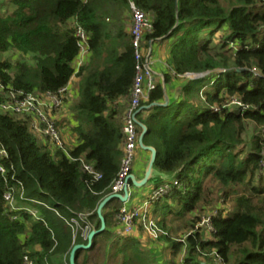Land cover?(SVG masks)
I'll use <instances>...</instances> for the list:
<instances>
[{"label": "trees", "instance_id": "obj_1", "mask_svg": "<svg viewBox=\"0 0 264 264\" xmlns=\"http://www.w3.org/2000/svg\"><path fill=\"white\" fill-rule=\"evenodd\" d=\"M107 1L109 7L106 0H11V12L0 8V104L12 93H57L67 85L80 51L78 27L87 36L88 56L75 73L80 80L68 121L76 140L71 148L52 152L26 116L0 110V148L6 153L0 157V264H22L24 255L34 264H70L74 245L87 244L80 216H87L91 230L100 228L97 207L111 194L122 155L124 106L114 102L129 97L135 75L131 36L120 27L111 33L106 17L120 19L130 2L151 17L145 44L170 41L173 75L164 74L165 83L204 74L185 79L166 106L137 114L147 127L144 145L157 151L149 183L178 184L151 209L163 230L153 241L165 248L170 242L172 258L159 262L138 237L116 235L123 203L112 199L102 209L105 229L89 249L76 252L75 264H175L184 248L179 264H202L214 253L223 264H264V0ZM11 51L32 53V64L13 60ZM163 98L157 84L142 105ZM61 122L55 120L59 130ZM248 125L254 132L246 140ZM79 158L100 178L83 171ZM170 199L179 209H170ZM203 214L211 215V233L194 229ZM170 215L178 229L192 230L184 242L171 237ZM188 215L187 223L179 221ZM72 218L79 223L75 233Z\"/></svg>", "mask_w": 264, "mask_h": 264}, {"label": "built area", "instance_id": "obj_2", "mask_svg": "<svg viewBox=\"0 0 264 264\" xmlns=\"http://www.w3.org/2000/svg\"><path fill=\"white\" fill-rule=\"evenodd\" d=\"M131 12V45L135 60V75L133 78L132 88L128 99V105L125 108L122 120L121 132L123 135L121 145L120 168L116 178L111 184V193H121L124 187L125 178L132 171L136 150L138 147V136L140 133L139 126L135 121V112L137 109L148 100L149 93L156 87L154 72L152 68L151 53L152 41L145 44L144 34L151 29V17L147 13L138 9L133 2H130ZM77 43L80 47L77 60L75 61V73L79 67L83 65L87 55V36L84 30L78 27L75 31ZM253 72H256L253 69ZM201 75V76H200ZM204 74L186 73L181 77L188 79H196ZM70 91L68 85H65L57 91V93L46 92L44 94H28L20 97L19 93H12L8 100L0 104V110L3 113L11 115L26 116L29 120V126L32 132L41 137V139L49 146V149L66 150L65 141L60 133L59 127L56 125L54 117L55 111L62 108L68 101ZM232 104L241 106V103L236 99H232ZM216 111L217 108H214ZM6 153L0 148V157ZM82 164L83 171L93 175L95 179L100 178V174L96 173L92 166L85 164L83 159H78ZM0 173L4 174L5 169L0 164ZM178 185L176 181L172 184L164 182L157 187H154L149 193V198L141 201L140 204L133 207H127L124 204L120 207L116 215V226L113 228L118 236L133 235L138 237L140 232L146 234L150 239L156 240L163 233V230L158 226L156 219L151 215L152 204L158 201L163 195L167 194L173 186ZM7 203L13 208L11 194L7 192L4 195ZM87 216L82 215L80 218L85 223L82 233L87 237L91 231L90 223L87 221ZM70 224L73 227V233L79 229V223L76 219H71ZM205 228L208 232H213L211 224V215L202 216L198 224L194 227ZM189 232V234H191ZM187 234V235H189ZM185 235L184 237H186ZM184 239H181L184 242ZM214 255L222 262V259L214 253ZM22 264H34V261L28 256H23Z\"/></svg>", "mask_w": 264, "mask_h": 264}, {"label": "crops", "instance_id": "obj_3", "mask_svg": "<svg viewBox=\"0 0 264 264\" xmlns=\"http://www.w3.org/2000/svg\"><path fill=\"white\" fill-rule=\"evenodd\" d=\"M1 4H2V7L4 4L5 5L10 4L12 7L11 11L14 8L11 0H5ZM109 5H111V3L106 0L105 6L109 7ZM1 12L2 13L4 12L3 8H1ZM114 19L115 18L112 15L111 16L107 15V17H106V21L109 22V24H110L111 33L114 34V32L116 30H118V27H120V29L122 30V33L129 36L130 35V27H131L130 9L121 14L120 20L118 22L115 21ZM70 24H72V22ZM169 48H170V41L169 40L157 41V42L152 43V53H151L150 57H151V61H152V68H153V72H154L155 82L157 84L162 83V78L164 77V74L169 72V73H171V76L173 75V71L170 69V66L168 65ZM32 55L33 54L30 52L27 53V59H28L27 61L29 64H32L31 63L32 62V60H31ZM86 58L84 60V64L88 60ZM76 60H74L72 62L73 68L75 66ZM97 70H98V68L92 69V71H97ZM76 74L74 72L70 81L67 84L69 87V91H70V96H69L68 101H66L65 105L62 108H60L57 112L54 113V117L57 120H59V123L62 121V119L64 120L63 126H62V122L60 124V133H61V135L65 141L66 148L67 147L71 148L76 143L75 136L72 134V132L68 126V124H69L68 121H71L70 119L73 116V112H71V107L78 100V88H79L80 77L77 76ZM185 79H188V78H186V77L173 78L172 77V80L169 81V83H165L166 92H167L168 97H176L177 96L179 89L181 87V84H182V82H184ZM128 99H129V97L128 98L118 97L114 102L119 106H121V105L124 106V108L121 109V111H123V113H124L125 108L128 105ZM70 138L72 139L71 141H70ZM41 141H42V139H41ZM68 143L70 146L68 145ZM148 159H149V152L143 151L142 149H137L136 155L134 158V163L132 166V171H131V173H133L137 179H140L143 176L144 169L147 165ZM153 188H154L153 185H151L150 183H148L146 186H144L141 189H136L132 185H130L129 186L128 201L125 204L124 203L123 204L127 207H133L135 205L140 204L141 201H143L144 198L147 195H149V193L151 192V190ZM150 208H152V206Z\"/></svg>", "mask_w": 264, "mask_h": 264}, {"label": "water", "instance_id": "obj_4", "mask_svg": "<svg viewBox=\"0 0 264 264\" xmlns=\"http://www.w3.org/2000/svg\"><path fill=\"white\" fill-rule=\"evenodd\" d=\"M161 87H162L163 94H164V98H163L162 102H159V103L153 102L149 105H142L135 112L134 118H135L137 125L140 128V133L138 136V147L144 151L149 152V159H148L147 165L144 169L143 176L140 179H137L133 173H130L125 178L124 187H123V190L121 193H111L110 195L105 197L100 202V204L97 207V215H98L100 222H101L100 228L99 229H92L91 231H89V233L87 235V244H76V245H74V247L72 248V250L70 252V264H75L76 252L78 250L89 249L91 246L93 238L96 235L100 234L105 229V221H104V218L102 215L103 207L112 199H118L122 203H126L128 201V198H129V186L130 185H132L136 189H141L149 183V180H150L152 173H153V164H154V161H155L156 156H157V151L153 146L144 145L143 137H144L145 133L147 132V127L145 124H143L142 122H140L138 120L137 114L142 110L149 109V108L156 106V105L166 106L168 104L169 97H168L167 92H166L164 77L162 78Z\"/></svg>", "mask_w": 264, "mask_h": 264}, {"label": "rangeland", "instance_id": "obj_5", "mask_svg": "<svg viewBox=\"0 0 264 264\" xmlns=\"http://www.w3.org/2000/svg\"><path fill=\"white\" fill-rule=\"evenodd\" d=\"M1 8H3L4 9V12L3 13H8V12H10L11 11V5L10 4H8V5H3V7H1ZM115 21H119L120 19H118L116 16H115V19H114ZM219 34H218V32H216L215 34H214V36H213V38H212V43L213 44H218L219 43ZM8 55H10L12 58H13V60L14 59H16L17 58V60L18 59H20V58H25L26 60H28L27 59V56H18V54L17 53H15L14 51H11ZM15 55V56H14ZM17 55V56H16ZM4 57V56H3ZM204 76V75H203ZM140 117H142V115H140ZM253 132H254V127L252 126V125H248L247 126V131H246V133H245V135H244V137H245V139L247 140L252 134H253ZM72 139L70 138V141H71ZM72 143V142H71ZM68 145H69V143H68ZM70 146V145H69ZM138 149H140V148H138ZM137 151V150H136ZM144 151V150H143ZM136 155V154H135ZM170 182H172L173 181V177H170L169 179H168ZM154 187V186H153ZM149 198V195H147L144 199H148ZM218 203H221V200L219 199L218 200ZM169 205L171 206V210H177V209H179V206H177V205H174L173 203H172V199H170L169 200ZM225 207L227 208V209H229V207H230V205L229 204H226L225 205ZM166 210V209H165ZM173 215V214H172ZM153 216V215H152ZM202 216H207V214H203ZM173 217H174V215H173ZM190 216L188 215L187 217H185V218H179V221L181 222V223H185L186 221L188 222V218H189ZM171 215L170 216H168L167 218H166V220L167 221H169V223L166 221V226L168 227V229L170 228L171 229V231H172V234H170L171 235V237H173V238H176V239H178V240H181V239H184L185 237V235H187V234H189V232H191L192 230L190 229V228H187V227H185V226H183V227H181L180 229H178L177 228V224H176V222L175 221H172L171 220ZM155 219V218H154ZM175 220V219H174ZM186 222V223H187ZM138 236V239L142 242V244L146 247H152V251H154L155 250V254H156V257H157V259H158V261L159 262H162V261H165V260H168V259H171L172 258V256H171V254H170V250H169V248H170V246H171V243L170 242H168L167 243V248H165L166 247V245L164 244V243H162V244H158V243H155L152 239H150L146 234H144L143 232H140L139 233V235H137ZM185 247V246H184ZM185 249V248H184ZM184 249H183V251L181 252V253H179L177 256H176V258L174 259L175 260V264H179V262H180V259L184 256V254H185V251H184ZM202 257H204V256H202ZM205 258V257H204ZM232 260H233V258H231V262H232ZM203 262H202V264H222L221 263V261H219V259L213 254V255H211V254H208L207 255V257L205 258V259H203L202 260ZM89 264H94L93 262H90ZM98 264H112L111 262H103L102 260H100V261H98Z\"/></svg>", "mask_w": 264, "mask_h": 264}]
</instances>
